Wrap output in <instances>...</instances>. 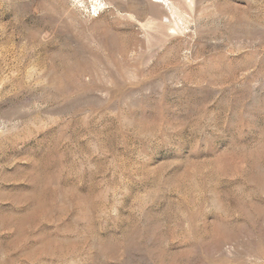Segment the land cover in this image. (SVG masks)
<instances>
[{
  "label": "rangeland",
  "instance_id": "374dc122",
  "mask_svg": "<svg viewBox=\"0 0 264 264\" xmlns=\"http://www.w3.org/2000/svg\"><path fill=\"white\" fill-rule=\"evenodd\" d=\"M0 264H264V0H0Z\"/></svg>",
  "mask_w": 264,
  "mask_h": 264
}]
</instances>
